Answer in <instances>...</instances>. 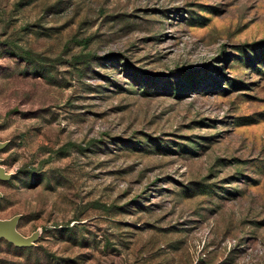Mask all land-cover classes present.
I'll use <instances>...</instances> for the list:
<instances>
[{
  "label": "rangeland",
  "instance_id": "rangeland-1",
  "mask_svg": "<svg viewBox=\"0 0 264 264\" xmlns=\"http://www.w3.org/2000/svg\"><path fill=\"white\" fill-rule=\"evenodd\" d=\"M0 264H264V0H0Z\"/></svg>",
  "mask_w": 264,
  "mask_h": 264
},
{
  "label": "water",
  "instance_id": "water-1",
  "mask_svg": "<svg viewBox=\"0 0 264 264\" xmlns=\"http://www.w3.org/2000/svg\"><path fill=\"white\" fill-rule=\"evenodd\" d=\"M15 225L8 222H0V238L6 237L16 245L21 244V239L14 231Z\"/></svg>",
  "mask_w": 264,
  "mask_h": 264
}]
</instances>
